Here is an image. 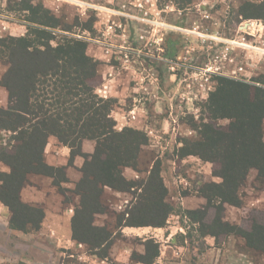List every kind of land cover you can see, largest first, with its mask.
<instances>
[{"label": "rangeland", "instance_id": "rangeland-1", "mask_svg": "<svg viewBox=\"0 0 264 264\" xmlns=\"http://www.w3.org/2000/svg\"><path fill=\"white\" fill-rule=\"evenodd\" d=\"M20 1L0 0V38L27 33L26 15L12 10ZM32 1L62 21L53 46L65 36L80 40L98 62L96 93L115 100L111 116L117 131L144 133L148 144L141 149L138 167L123 170L133 183L129 191L106 187L99 197L106 211L91 217L92 226L107 233L102 247L73 239L72 217L80 202L74 190L85 159L76 157L70 165V157L64 161L59 152L54 167L65 169L68 182L60 181L58 188L50 177L30 175L20 192L24 204L44 212L39 229L11 227V210L0 201V264H143L137 258L148 253L149 241L159 245L152 264H264V250L259 249L264 245L246 237L256 225L264 227V182L258 171L250 169L238 190L240 205L208 204L202 191L222 182L214 175L219 167L198 156L181 157L180 151L185 141L199 140L194 123L211 121L203 107L218 78L256 86L264 78V18L247 20L240 13L243 4L264 0H193L188 5L183 0ZM7 68L0 60V80ZM8 103V92L0 87V108ZM230 124L217 123L222 128ZM262 129L264 133V123ZM11 138L0 130V152L8 150ZM95 145L83 141L82 152L93 154ZM156 164L160 176L152 178ZM0 173H10L1 161ZM146 194L170 209L160 227L129 225ZM155 211L148 212L152 222L160 220L161 212ZM217 220L243 233H206L216 228Z\"/></svg>", "mask_w": 264, "mask_h": 264}, {"label": "trees", "instance_id": "trees-1", "mask_svg": "<svg viewBox=\"0 0 264 264\" xmlns=\"http://www.w3.org/2000/svg\"><path fill=\"white\" fill-rule=\"evenodd\" d=\"M192 1L181 2L188 5ZM12 10L24 13L29 27L22 37L0 38V60L8 66L0 87L8 92L9 101L7 108H0V130L12 134V144H8L7 151L0 152V161L10 168V173H0L4 181L0 201L11 210V227L25 231L30 225L39 229L44 212L24 204L20 192L30 175L50 177L58 188L60 181L68 182L64 168L45 161L49 139L55 137L70 149V165L76 157L85 159L83 176L74 190L80 202L72 217V234L79 243L98 249L108 238L103 229L92 226L91 216L106 211L99 197L106 187L129 191L133 183L126 180L123 170L138 167L141 149L148 144V138L130 128L117 131L111 116L115 100L96 93L98 62L87 55L84 42L65 36L55 46L51 44L57 37L54 31L63 28L59 18L32 0H21ZM240 13L247 20L262 19L264 1L245 3ZM217 81L216 90L203 107L211 121L194 123V129H200V138L185 141L181 157L198 156L219 167L214 175L222 182L207 184L202 191L208 204L218 200L220 204L238 206V190L250 169H256L264 182V78L255 81L259 86L229 78ZM223 120H231V124L219 127L217 123ZM85 140L96 143L91 155L82 152ZM160 170V164H156L150 176L159 178ZM152 178L149 184H153ZM61 191L65 192L62 188ZM160 203L161 207L157 206L146 194L137 217L129 225L162 226L170 209ZM154 210L161 215L159 221L152 222L148 212ZM217 221L215 229L204 231L213 236L243 233ZM246 237L250 243L264 245V227L256 225ZM147 246H151L148 253L139 256L137 262L152 264L158 258L159 245L149 241Z\"/></svg>", "mask_w": 264, "mask_h": 264}, {"label": "crops", "instance_id": "crops-1", "mask_svg": "<svg viewBox=\"0 0 264 264\" xmlns=\"http://www.w3.org/2000/svg\"><path fill=\"white\" fill-rule=\"evenodd\" d=\"M48 144L49 145L46 147V151H45V161L48 165H51V166L56 165V163H55L56 156L55 155L58 154L59 152H61L62 159L64 158V161H66V157H68V158L70 157V150L64 146L63 147L57 146L56 144H60V143L55 138H53V137L50 138ZM52 149L56 150L57 152L56 153L53 152ZM77 161L79 162V160H77Z\"/></svg>", "mask_w": 264, "mask_h": 264}]
</instances>
